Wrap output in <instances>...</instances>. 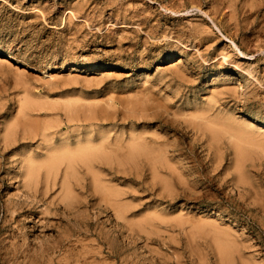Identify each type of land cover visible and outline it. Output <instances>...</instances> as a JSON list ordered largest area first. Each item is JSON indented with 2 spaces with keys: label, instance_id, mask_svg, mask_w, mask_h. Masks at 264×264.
Listing matches in <instances>:
<instances>
[{
  "label": "rangeland",
  "instance_id": "obj_1",
  "mask_svg": "<svg viewBox=\"0 0 264 264\" xmlns=\"http://www.w3.org/2000/svg\"><path fill=\"white\" fill-rule=\"evenodd\" d=\"M0 52V264H264L262 0H0ZM24 99L48 109L24 118ZM204 116L251 121L259 145L237 160ZM46 118L69 142L161 146L173 173L96 166L125 218L80 166L69 190L64 165L26 186L23 155L46 147L25 122Z\"/></svg>",
  "mask_w": 264,
  "mask_h": 264
},
{
  "label": "bare ground",
  "instance_id": "obj_2",
  "mask_svg": "<svg viewBox=\"0 0 264 264\" xmlns=\"http://www.w3.org/2000/svg\"><path fill=\"white\" fill-rule=\"evenodd\" d=\"M262 2L264 3V0H262ZM198 9L201 11L200 8ZM122 23V26H125L128 22L124 20ZM239 55L246 56V54H243L242 52H239ZM16 63H21V61L17 59ZM36 100L24 99L23 101H21L19 112L22 113V117L25 118L31 116V113L33 111L48 109V102L44 103ZM67 104L68 105L65 104V106L63 105V107H65L64 110L69 113H73L75 111V107H73L69 103ZM204 121H206L208 128L212 127V131L215 132V135H227L229 141L233 142L235 148L234 154L237 160H239L240 157L246 155L248 147L250 148L251 145H259L256 139V135L261 131V127L253 129V123L251 121H248V123L246 121H240V124L238 125L236 123L234 125H230L234 122L231 118L223 120L221 117H215V119H211L205 118V116ZM25 124L27 127H25L23 131L33 133V135H39L41 138L40 144L45 145L44 147H46L45 152H43L44 154L42 153L41 155H36L30 154L28 152L27 154L23 155L22 162L25 168L24 179L26 186L30 187L32 186V184H36L37 177L41 169H44V182L47 187L50 176L52 174H56L61 166L64 165V167L61 169L62 181L60 183V187H67V190H69L70 178H76V176L78 175V169L80 167H83L85 171L88 172L91 176L92 186H94V188H97L98 190H104L109 193V200L112 202V205L114 206L117 214L122 218H125L126 216L127 206L121 203V200L119 201L120 193L118 190H109L105 184H102L101 174H99L98 171H95L96 166L102 165V163L106 164V162H110L113 159L121 161L127 158L129 161L134 162L138 157L141 156L149 162V166L151 167V171L154 176H158L161 172L164 171H167L169 175L173 173V165L164 156L165 148L158 145H149L146 142L142 144H136L135 142L137 139L130 138L126 141V139H124L121 135L120 137L117 136V138L113 142L108 137L109 133L103 130L100 131V137L94 139L91 136L92 131H90L89 129H86L84 133H82L83 131L80 132L78 129H74L75 131L78 130V134L74 138V141L69 142V138L64 136V134H60L57 138L55 137L56 133L54 130L58 126V122L56 121H52L46 118L38 123L27 121L25 122ZM14 133V130L7 131V133H5V140L9 141V139L13 137ZM253 133H255L256 135H254ZM260 148L264 150V146ZM122 156H124L125 158H123ZM160 179L163 188L171 190L168 179H163L162 176ZM64 201L66 202V200ZM226 255L227 256L225 257V259H222L220 262L225 264H232V262H234V259L231 260L230 254ZM241 263L248 264L242 260Z\"/></svg>",
  "mask_w": 264,
  "mask_h": 264
}]
</instances>
